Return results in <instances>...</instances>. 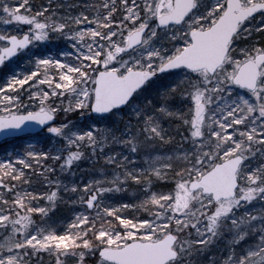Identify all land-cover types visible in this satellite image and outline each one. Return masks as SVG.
Listing matches in <instances>:
<instances>
[{"label":"snow or ice","instance_id":"6c2138e0","mask_svg":"<svg viewBox=\"0 0 264 264\" xmlns=\"http://www.w3.org/2000/svg\"><path fill=\"white\" fill-rule=\"evenodd\" d=\"M64 8L0 0V264H264V0Z\"/></svg>","mask_w":264,"mask_h":264},{"label":"rangeland","instance_id":"374dc122","mask_svg":"<svg viewBox=\"0 0 264 264\" xmlns=\"http://www.w3.org/2000/svg\"><path fill=\"white\" fill-rule=\"evenodd\" d=\"M84 2V0H54V3H63L65 5V8L64 9H61V11H65L67 10V5L69 4H80L82 5ZM74 11L77 10V9H73ZM58 46L59 47H64V45L62 44V42L58 43ZM24 145H19L17 143H13L11 144L10 146H6L3 148V153L0 155V158H6L7 154L10 153V152H19V151H22V150H26L27 149V144L24 142H22ZM15 147V148H13ZM18 147V148H16ZM102 163V161H101ZM90 165H88L87 162H85L84 164L81 165V167H89ZM132 193H129V195H131ZM57 215V213H56Z\"/></svg>","mask_w":264,"mask_h":264},{"label":"trees","instance_id":"16d2710c","mask_svg":"<svg viewBox=\"0 0 264 264\" xmlns=\"http://www.w3.org/2000/svg\"><path fill=\"white\" fill-rule=\"evenodd\" d=\"M37 2H39V0H37ZM13 143H17V144H19V145H24V144L22 143V140H21V139H15V140H12L11 142H9V143H7V144H0V155L3 153L2 151H3V148H4V147H6V146H10V145L13 144ZM13 148H15V147H13ZM16 148H18V147H16ZM65 212H66V209L61 208V209L57 212V215H56V216L59 217V216L65 214Z\"/></svg>","mask_w":264,"mask_h":264},{"label":"water","instance_id":"95a60500","mask_svg":"<svg viewBox=\"0 0 264 264\" xmlns=\"http://www.w3.org/2000/svg\"><path fill=\"white\" fill-rule=\"evenodd\" d=\"M17 138H19V137H17ZM7 139H10V138H5V137L0 136V143L7 140Z\"/></svg>","mask_w":264,"mask_h":264}]
</instances>
